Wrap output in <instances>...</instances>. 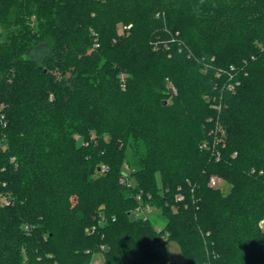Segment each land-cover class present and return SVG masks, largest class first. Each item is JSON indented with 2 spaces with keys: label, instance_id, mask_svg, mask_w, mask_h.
<instances>
[{
  "label": "trees",
  "instance_id": "16d2710c",
  "mask_svg": "<svg viewBox=\"0 0 264 264\" xmlns=\"http://www.w3.org/2000/svg\"><path fill=\"white\" fill-rule=\"evenodd\" d=\"M2 105L0 264H264V0H0Z\"/></svg>",
  "mask_w": 264,
  "mask_h": 264
},
{
  "label": "built area",
  "instance_id": "2783aa9c",
  "mask_svg": "<svg viewBox=\"0 0 264 264\" xmlns=\"http://www.w3.org/2000/svg\"><path fill=\"white\" fill-rule=\"evenodd\" d=\"M232 71H234L233 68H232ZM232 78L233 77H231V79ZM236 85H239V82L236 83ZM236 85L233 84V83H229L228 84V88L231 89V90H234L236 88ZM123 87H124V85H123ZM176 91H177V88L175 86H172L171 87V94L172 95H176V93H177ZM3 108H4L3 105L0 106V111ZM213 108L216 109L219 112L221 111V105H218L216 103L213 105ZM2 119H4L3 115H2ZM213 135H214L213 142H211V143L205 142V143L202 144L201 148L204 149V150H209V151L215 152L213 154H214L215 158L217 159V161H219L221 159V155H220V153L216 152V150H217L218 145H220V144L224 145L225 144V136H226L225 131H224V129L222 128V126L220 124H216V127H215V129L213 131ZM107 171H108L107 167L103 166L101 168V173H105ZM130 172H131V170L129 169V167H127L124 175L120 179L121 185L126 186V187H131L132 186L133 183H132V180L129 177V173ZM224 183H225L224 180L222 178H220L219 176H212L210 178L209 186L212 187V188H221V186ZM139 199H141L140 196H139ZM176 199H177V201L182 202V201L185 200V196H184V194L179 193L176 196ZM155 210H156V207H154L150 203L142 204L138 208H136L135 216H136V218H142L144 220H148V219H150L151 217H153L155 215V214H153ZM100 218H101L100 223H102L104 221V217L102 215H100ZM156 230H157V232L159 234H161V237H160L161 243H166L167 242V236H165V234L162 233L163 227L162 226H157ZM101 251L102 252L104 251V247H102Z\"/></svg>",
  "mask_w": 264,
  "mask_h": 264
},
{
  "label": "rangeland",
  "instance_id": "374dc122",
  "mask_svg": "<svg viewBox=\"0 0 264 264\" xmlns=\"http://www.w3.org/2000/svg\"><path fill=\"white\" fill-rule=\"evenodd\" d=\"M130 26V27H129ZM132 25H128V27L126 25H124L123 23L118 24V35L119 36H124L126 35L127 31L130 30ZM31 59H38L39 58V53H31L30 57ZM175 86V82L170 79V78H166V90L165 92H167V94L169 95V92H171V87ZM177 88V87H176ZM176 95L178 94V89L176 91ZM52 95V94H51ZM168 99V97H167ZM168 100H172V98L169 96ZM222 190L227 193L229 191V186L224 183L221 186ZM9 201L7 200V196L4 194L0 195V205L4 206V203H8ZM158 213V211H154L153 214ZM152 214V215H153ZM260 226L262 229H264V220L261 221ZM166 249L169 255V258L175 263V264H186V260L184 258V255L179 247V245L176 242H167L166 244ZM92 264H105V260L102 254H97L94 256V259L92 260Z\"/></svg>",
  "mask_w": 264,
  "mask_h": 264
},
{
  "label": "water",
  "instance_id": "95a60500",
  "mask_svg": "<svg viewBox=\"0 0 264 264\" xmlns=\"http://www.w3.org/2000/svg\"><path fill=\"white\" fill-rule=\"evenodd\" d=\"M164 105H167V101L164 102Z\"/></svg>",
  "mask_w": 264,
  "mask_h": 264
}]
</instances>
